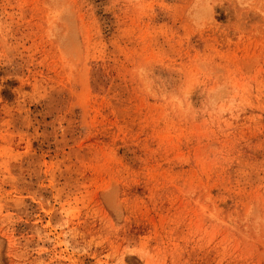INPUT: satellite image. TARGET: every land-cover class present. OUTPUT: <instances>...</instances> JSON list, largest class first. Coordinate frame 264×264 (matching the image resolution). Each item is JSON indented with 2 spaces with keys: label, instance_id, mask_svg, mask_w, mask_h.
Listing matches in <instances>:
<instances>
[{
  "label": "rangeland",
  "instance_id": "374dc122",
  "mask_svg": "<svg viewBox=\"0 0 264 264\" xmlns=\"http://www.w3.org/2000/svg\"><path fill=\"white\" fill-rule=\"evenodd\" d=\"M0 264H264V0H0Z\"/></svg>",
  "mask_w": 264,
  "mask_h": 264
}]
</instances>
